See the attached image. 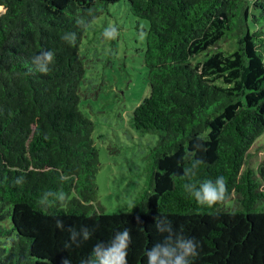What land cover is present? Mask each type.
<instances>
[{
	"label": "trees",
	"instance_id": "obj_1",
	"mask_svg": "<svg viewBox=\"0 0 264 264\" xmlns=\"http://www.w3.org/2000/svg\"><path fill=\"white\" fill-rule=\"evenodd\" d=\"M119 1L0 0V264H81L95 243L125 228L128 264H147V250L163 239L156 216L199 241L193 264H264V209L256 210L264 190L244 168L264 132V31L248 28L251 6L240 10L243 0H126L149 23L143 61L150 92L132 111L133 125L160 135L140 207L95 208V124L79 107L86 28L76 20L91 23ZM234 30L238 47L227 52L219 44ZM66 32L76 33L75 45L62 39ZM49 50L55 62L43 74L32 59ZM192 158L205 161L200 179L225 177L237 209L222 207L228 199L200 206L183 191L177 178ZM61 190L63 205L38 204L44 192ZM84 226L92 238L65 248L66 229Z\"/></svg>",
	"mask_w": 264,
	"mask_h": 264
},
{
	"label": "rangeland",
	"instance_id": "obj_2",
	"mask_svg": "<svg viewBox=\"0 0 264 264\" xmlns=\"http://www.w3.org/2000/svg\"><path fill=\"white\" fill-rule=\"evenodd\" d=\"M247 3L251 6L248 28L264 31V0H243L240 10ZM109 25L118 29L115 39L102 35ZM148 27V21L133 15L129 3L121 0L109 4L89 24L80 45L86 72L79 107L95 124L92 137L99 160L94 205L108 213L140 207L139 198L148 188L154 166L151 152L160 132L137 129L132 121V111L150 92L143 61ZM238 37L234 30L219 47L235 50ZM204 58L201 54L194 61ZM244 168L253 170L264 190V132L250 148ZM222 207L230 211L239 206L233 196ZM263 209L264 199H260L256 210Z\"/></svg>",
	"mask_w": 264,
	"mask_h": 264
},
{
	"label": "clouds",
	"instance_id": "obj_3",
	"mask_svg": "<svg viewBox=\"0 0 264 264\" xmlns=\"http://www.w3.org/2000/svg\"><path fill=\"white\" fill-rule=\"evenodd\" d=\"M92 11L89 9L88 15L92 16ZM93 19H95L94 16ZM76 23L82 28H87L90 22L79 17ZM118 34L115 25H109L102 33L103 37L109 40L115 39ZM62 39L70 45L77 43L75 32H66ZM54 62L55 54L50 50L42 51L32 59L36 71L43 74H47L51 70L50 65ZM202 147V143L195 145L197 150ZM204 164L203 159H190L189 164L183 168L182 175L177 179L181 182L183 191L198 205L211 208L224 203L229 198V191L224 176H217L215 179L199 178L200 169ZM61 179H65V177H61ZM24 182L25 178L22 175L14 180V184L17 186L23 185ZM66 201L67 196L64 191H46L39 198L38 204L46 208L57 202L63 205ZM136 221L137 224L143 223L139 216L136 217ZM154 221V226L163 239L147 250V264H193V260L199 255V241L193 237H186L181 231L175 230L172 221L167 217L156 216ZM56 227L61 230L65 229V225L60 219L56 220ZM66 230L69 233L70 242L65 244V248H70L72 245L79 247L81 243L90 240L93 236V232L86 226L80 229L69 227ZM131 240L129 229L117 231L109 241L99 240L95 243L90 255L86 259H82L81 264H128L127 255ZM62 264H72L71 259H63Z\"/></svg>",
	"mask_w": 264,
	"mask_h": 264
}]
</instances>
